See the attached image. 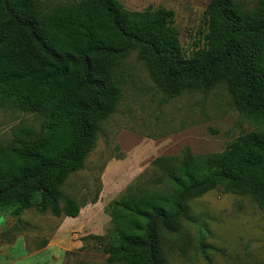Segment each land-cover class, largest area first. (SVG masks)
<instances>
[{
    "label": "trees",
    "instance_id": "obj_1",
    "mask_svg": "<svg viewBox=\"0 0 264 264\" xmlns=\"http://www.w3.org/2000/svg\"><path fill=\"white\" fill-rule=\"evenodd\" d=\"M174 20L172 9L127 11L120 0L52 10L38 0H0V107L41 117L0 142V209L78 216L63 185L84 168L116 111L118 70L135 52L166 97L223 86L254 130L221 152L156 158L152 179L108 204V233L81 240H95L108 264H167L160 239L180 230L189 201L220 188L264 210V0H210L203 43L188 56Z\"/></svg>",
    "mask_w": 264,
    "mask_h": 264
},
{
    "label": "rangeland",
    "instance_id": "obj_2",
    "mask_svg": "<svg viewBox=\"0 0 264 264\" xmlns=\"http://www.w3.org/2000/svg\"><path fill=\"white\" fill-rule=\"evenodd\" d=\"M44 10L78 0H38ZM210 0H120L127 11L165 7L175 12L181 51L192 53L207 31ZM252 7L257 0H239ZM118 75L122 99L102 123L84 168L64 183L78 201L76 218L55 217L34 209L18 217L0 209V264H108L93 239L111 228L108 204L127 186L152 179L151 162L162 156L223 151L254 126L239 112L225 87L185 91L166 97L144 62L130 53ZM41 117L0 107V142L21 127H38ZM176 234L163 235L167 264H264V210L247 195L214 189L187 203Z\"/></svg>",
    "mask_w": 264,
    "mask_h": 264
},
{
    "label": "crops",
    "instance_id": "obj_3",
    "mask_svg": "<svg viewBox=\"0 0 264 264\" xmlns=\"http://www.w3.org/2000/svg\"><path fill=\"white\" fill-rule=\"evenodd\" d=\"M142 1V0H141Z\"/></svg>",
    "mask_w": 264,
    "mask_h": 264
}]
</instances>
